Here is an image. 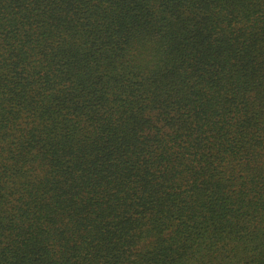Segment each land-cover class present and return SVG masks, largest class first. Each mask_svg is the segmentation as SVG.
I'll use <instances>...</instances> for the list:
<instances>
[{
  "label": "trees",
  "instance_id": "obj_1",
  "mask_svg": "<svg viewBox=\"0 0 264 264\" xmlns=\"http://www.w3.org/2000/svg\"><path fill=\"white\" fill-rule=\"evenodd\" d=\"M0 264H264V0H0Z\"/></svg>",
  "mask_w": 264,
  "mask_h": 264
}]
</instances>
